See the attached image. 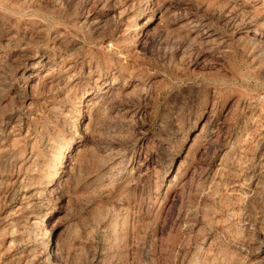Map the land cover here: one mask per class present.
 <instances>
[{
    "label": "rangeland",
    "instance_id": "obj_1",
    "mask_svg": "<svg viewBox=\"0 0 264 264\" xmlns=\"http://www.w3.org/2000/svg\"><path fill=\"white\" fill-rule=\"evenodd\" d=\"M263 10L0 0V264H264Z\"/></svg>",
    "mask_w": 264,
    "mask_h": 264
},
{
    "label": "bare ground",
    "instance_id": "obj_2",
    "mask_svg": "<svg viewBox=\"0 0 264 264\" xmlns=\"http://www.w3.org/2000/svg\"><path fill=\"white\" fill-rule=\"evenodd\" d=\"M264 11V10H263ZM142 13V12H141ZM143 15V14H142ZM140 16V15H139ZM143 17V16H142ZM141 18V17H140ZM146 18V17H145ZM151 19V18H150ZM149 19V20H150ZM145 21V20H144ZM139 23V22H138ZM146 24V23H145ZM143 25V24H142ZM60 160V159H59ZM52 194V193H51ZM56 208V207H55ZM53 213V212H52ZM54 214V213H53ZM50 216V215H49ZM43 223V222H42ZM45 243H43L42 245H44ZM45 246V245H44Z\"/></svg>",
    "mask_w": 264,
    "mask_h": 264
}]
</instances>
